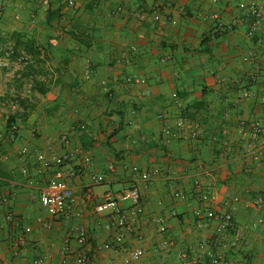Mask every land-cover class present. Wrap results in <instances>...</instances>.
<instances>
[{"label":"crops","instance_id":"crops-1","mask_svg":"<svg viewBox=\"0 0 264 264\" xmlns=\"http://www.w3.org/2000/svg\"><path fill=\"white\" fill-rule=\"evenodd\" d=\"M0 2L5 6L0 18V264H32L34 257L64 264V249L69 264H77L80 227L88 232L90 264H126L122 251L102 250L115 233L104 229L109 217L94 206L125 189L134 166L160 167L186 180L181 199L165 176L154 181L144 214L135 218L147 242L126 236L129 249L145 250L137 264H164L166 257L154 245L175 241L191 250L202 237H215L214 227L196 228L197 184L216 195L206 206L228 202L234 213L238 246L229 250L231 263L264 264V224L258 223L264 209L255 206L264 198L261 74L252 88L254 97L234 109L250 76L262 72L242 57L264 56V42L257 45L247 36L251 17L240 3L264 7V0H76L75 6L64 0ZM142 7L150 14L145 20ZM154 10L162 13L161 21L151 16ZM128 76L148 83L125 85L113 98L103 89L104 81ZM145 90L151 91L143 98L145 107H134L130 96ZM155 110L174 125L180 117L190 124L167 139ZM192 122L201 124L196 137L191 136ZM256 125L262 128L259 139L253 138ZM46 143L72 156L68 181L75 203L57 219L40 201L59 169L37 160ZM23 147L29 152L21 158L17 151ZM96 175H106V182L97 184ZM10 215L19 226L9 223ZM160 219L167 225L164 233ZM171 264L179 260L172 256ZM199 264H209L204 253Z\"/></svg>","mask_w":264,"mask_h":264},{"label":"built area","instance_id":"built-area-1","mask_svg":"<svg viewBox=\"0 0 264 264\" xmlns=\"http://www.w3.org/2000/svg\"><path fill=\"white\" fill-rule=\"evenodd\" d=\"M217 1V0H214ZM69 6H75L76 0H64ZM240 8L247 10L251 17L250 28L247 32V36L257 42V45L264 42V7L257 3H240ZM5 10V6L0 2V18ZM149 11L146 7H142L140 10V18L145 20L149 16ZM151 16L155 21H161L163 15L157 10L151 13ZM217 17V16H215ZM132 51H138L137 47H132ZM244 62H254L257 64L261 71L259 74H252L249 78V86L240 91L236 102L234 103V109L239 110L240 104L243 100L254 97L252 88L258 83V76L261 74L264 77V56L257 53H251L242 57ZM1 65V64H0ZM92 76V72L88 71L86 78L89 79ZM148 83L146 78L137 76H128L124 80L104 81L102 83L103 89L112 98L115 92L119 91L123 86H146ZM151 95L150 90H145L141 95L132 93L130 96V102L134 107L144 108L145 101L143 98H147ZM175 96L179 98V93ZM264 104V98L262 99ZM157 118L162 123V131L167 139L176 138L178 131H182L186 128L190 122L185 117H180L176 121L175 125L171 120L161 111L155 110ZM228 115H226L227 117ZM131 130L136 131V127L132 122L130 123ZM191 136L196 137L199 134L201 124L199 122H192ZM81 128L85 130L86 125H82ZM262 133L260 125L253 127V138L259 139ZM66 143L69 142L68 136L64 137ZM29 152L27 147H23L17 151L19 157H25ZM37 160L39 163L46 167L57 166L59 169L55 177L51 180L48 188L41 196V206L53 219L65 216L71 206L75 203V194L72 186L68 181L69 174L72 169V156L70 154H59L55 148L48 143L42 144L37 151ZM90 162V161H89ZM112 169V168H111ZM24 172L27 174L28 170ZM166 177L173 183L175 188L176 198H184V185L185 178L183 176L176 175L171 171H164L162 168L157 167L151 170H145L138 166L132 167L130 184L119 192L109 193L105 198L98 202L94 206V211L98 214L108 216L109 219L104 224V229L107 232H114L115 237L113 242L106 243L103 247V251H122L125 255L126 264L139 263L144 255L145 250L140 247L138 249L131 250L126 245V236L131 235L135 237L141 244H145L146 238L141 233V230L137 227L135 218L140 217L145 212L144 200L150 193L154 181L161 177ZM106 175H96L94 181L97 184H103L106 182ZM196 200L199 206L195 210L196 228L199 232H202L208 228H215V237L211 238L204 236L199 241L197 247L193 249H185L182 245L175 241H170L161 245H154V251L157 254L166 257L164 264H171V257H176L179 260V264H199L201 253L205 254L209 264H232L229 260V250L238 246V239L236 237L237 225L234 213L229 209V203L227 202L220 208H211L205 204L210 201L216 200V195L209 192L202 191L200 184H197ZM235 202L238 198L234 199ZM130 204L129 207L126 204ZM255 206L258 210L264 209V198L259 197L255 201ZM79 214H82L81 212ZM174 217H178L177 212H172ZM10 224L19 226V220L10 215L8 218ZM182 224H186L188 220L186 218H180ZM258 223L264 224V219L259 218ZM159 229L162 233L167 231V225L164 219L159 220ZM46 227L51 228L52 223L48 222ZM28 232L31 228L26 229ZM190 235L194 234V230L190 229ZM234 235V239L231 240V236ZM78 244L81 246L80 253L76 256L75 261L77 264H90L91 257L89 255V236L85 228L80 227L77 229L76 236ZM55 245H52L54 247ZM62 258L64 264H69V253L66 249L62 251ZM32 264H47L41 257H34Z\"/></svg>","mask_w":264,"mask_h":264},{"label":"trees","instance_id":"trees-1","mask_svg":"<svg viewBox=\"0 0 264 264\" xmlns=\"http://www.w3.org/2000/svg\"><path fill=\"white\" fill-rule=\"evenodd\" d=\"M248 84H249V79H248Z\"/></svg>","mask_w":264,"mask_h":264}]
</instances>
